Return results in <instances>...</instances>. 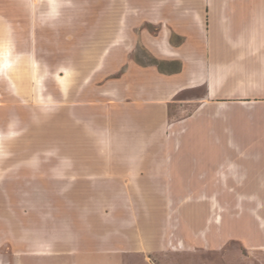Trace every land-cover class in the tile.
Listing matches in <instances>:
<instances>
[{"label": "rangeland", "instance_id": "374dc122", "mask_svg": "<svg viewBox=\"0 0 264 264\" xmlns=\"http://www.w3.org/2000/svg\"><path fill=\"white\" fill-rule=\"evenodd\" d=\"M161 6L0 0V264L48 246L62 264H264V188L196 178L195 156L235 141L179 122L219 134L234 106L114 80L129 60L177 69L141 45Z\"/></svg>", "mask_w": 264, "mask_h": 264}, {"label": "crops", "instance_id": "0c3cea01", "mask_svg": "<svg viewBox=\"0 0 264 264\" xmlns=\"http://www.w3.org/2000/svg\"><path fill=\"white\" fill-rule=\"evenodd\" d=\"M156 2L162 5L163 20L156 36L148 39L145 34L141 45L159 63L175 64L177 69L165 71L157 64L129 60L114 80L126 92L149 87L157 93L171 91L172 99L201 92L199 100L189 97L183 101L197 103L195 111L213 100L234 106L225 123L220 117L219 124L228 127L219 134L199 132L194 115L179 121L198 129L189 134L196 141H209L214 136L235 141L233 150L225 147L223 152L195 156L196 165L204 168L196 178L209 187L264 188V0ZM119 41L116 38L111 43ZM38 247L29 253L42 254ZM48 247L49 254L27 256L22 258L23 264H62ZM73 260V264H88L80 258Z\"/></svg>", "mask_w": 264, "mask_h": 264}]
</instances>
